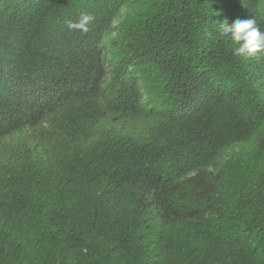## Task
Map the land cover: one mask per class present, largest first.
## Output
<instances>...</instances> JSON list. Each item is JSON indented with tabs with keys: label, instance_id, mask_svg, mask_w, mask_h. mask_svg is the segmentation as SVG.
<instances>
[{
	"label": "trees",
	"instance_id": "16d2710c",
	"mask_svg": "<svg viewBox=\"0 0 264 264\" xmlns=\"http://www.w3.org/2000/svg\"><path fill=\"white\" fill-rule=\"evenodd\" d=\"M255 1L0 0V264H264V53L218 32Z\"/></svg>",
	"mask_w": 264,
	"mask_h": 264
},
{
	"label": "clouds",
	"instance_id": "9594fccd",
	"mask_svg": "<svg viewBox=\"0 0 264 264\" xmlns=\"http://www.w3.org/2000/svg\"><path fill=\"white\" fill-rule=\"evenodd\" d=\"M257 2L258 7H260V16L261 18H264V0H256V7L253 11L255 13L257 11ZM93 21L94 16L91 14H83L78 21H72L69 19L65 20V24L70 30L82 31L84 39L87 40L84 41V43L79 44L78 49H76L77 55L74 56L75 59L81 58L82 61H87L91 67L103 65V73L106 74L107 77L124 71L127 67H124L120 58L118 56L114 57L108 49V42L111 35L105 37L100 35V37H98L90 30V25H92ZM218 32L220 35L230 39V41L236 45L233 52L234 55L238 57L254 58L259 54L264 53V31H261L256 25L254 19H237L232 24H229L228 21L225 20L218 25ZM62 37L63 35L58 37L56 41H61ZM63 44L64 42L56 45L58 54L62 53L61 48ZM138 83L144 91V81L140 79L138 80Z\"/></svg>",
	"mask_w": 264,
	"mask_h": 264
}]
</instances>
